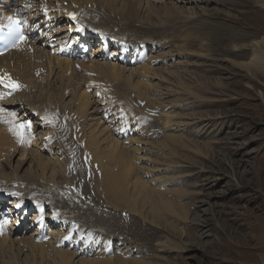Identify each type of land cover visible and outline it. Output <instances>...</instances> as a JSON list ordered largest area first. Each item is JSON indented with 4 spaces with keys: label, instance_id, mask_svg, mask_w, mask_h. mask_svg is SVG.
<instances>
[{
    "label": "rangeland",
    "instance_id": "obj_1",
    "mask_svg": "<svg viewBox=\"0 0 264 264\" xmlns=\"http://www.w3.org/2000/svg\"><path fill=\"white\" fill-rule=\"evenodd\" d=\"M171 1L167 0L166 2L169 3L160 2L158 4L153 2L151 5L155 11L148 10L143 13L141 12L139 0H128L123 4H119L117 0H91L93 5L97 6L94 11H91L92 13L90 12L86 16L90 22L86 24L89 28L101 29L105 34L114 35L120 39L125 38L126 41L130 40L128 44L131 51L135 44H145L149 46V53L142 56L144 55L143 51L142 55L138 56V64L125 65L127 68L138 70L135 76L130 79H125L122 76L114 77L112 70L107 66L94 64L91 69L86 68V65L90 64V54L84 58L83 62L74 63L70 71L63 72L61 65H54L49 81L44 74L37 76L31 73V71H46L45 63L42 64L43 66L37 62L27 65L28 68L23 69L26 72V79L18 80L26 88L21 89L16 96L10 95V91L6 95L0 94V131L3 133L2 138L4 140V143L0 141V161L3 162H1V166L4 170H9L8 165L15 166L17 163L18 154L12 159L5 155L7 150L14 147L13 145H15L16 151L13 152L15 154L22 148L31 150L34 147L29 143L30 138L33 139V144L44 140L46 137L54 141L53 153L40 151H43L42 153L48 155V157L50 154H56L55 152L58 150H61L60 152L64 154L65 157L62 156L64 157V169L67 170L64 173V184L61 188H63L64 194L71 196L74 202L64 199L66 196L63 193L64 197H59L56 200L61 203L70 202L69 212L75 207L77 209L73 213L74 215H85L86 220L88 219L85 220L88 224H86V228L87 226L88 228L84 227L82 229L84 233L86 232L85 234H89L90 237L101 238L100 243L97 244L92 242L83 244V241H80L76 245L79 247L78 249L83 247V249L92 252L84 255L85 258L90 256L91 260H100L102 256L103 258L109 257L110 263L106 258L104 261L108 264H124L121 259L123 257L130 260L126 264H264V71L256 69L255 63L257 61L248 57L251 53L249 49L247 53L242 54L240 52L246 51V48L243 49L246 46L244 43L250 44V42L258 41L264 37V6L261 7L262 4L260 3L263 0H222L220 4L212 2L207 7L202 2H198L201 3L199 6L210 10V13L194 17H191L192 15L187 14L183 9H174ZM174 2L176 1L174 0ZM105 7L107 8L105 9ZM99 9L100 11L102 9V12ZM178 13L182 15H178ZM177 15L181 18L183 16V20L180 17L176 20ZM122 17L128 20L123 29L129 31L125 32L126 35L124 33L122 35V24H118V19ZM223 25L233 26L234 30L237 31L238 36L228 40V42L234 40L235 49L240 50H236V53H240L239 56L232 55L226 50L231 47L234 48L233 43L228 44L223 40H220V43L216 39L223 31ZM238 31L242 32L238 33ZM221 37L226 38L223 34ZM94 38L98 39V37ZM93 41L94 48L97 49L95 40ZM99 42L100 40L97 42V46H99ZM187 42L190 45L189 49ZM236 44L238 45L236 46ZM40 46L44 48V51L53 49L44 46V44ZM259 49L264 51V44ZM53 56L56 55L52 53V58ZM158 56L159 59L161 58L159 63L151 65V68H154L156 72L153 70L151 72L158 77L162 75L164 78L163 81H159V79L148 77L152 79L153 84L155 83L149 90L151 97H155L151 94V90L154 92V89L159 85L168 84L172 89L181 92V94L175 93L168 98H164L166 100L161 106L164 108L161 112L160 107L153 108L144 99L145 96L141 97L138 94L140 89L148 91L143 83L139 86L132 84L136 80L146 79L143 75L149 68L146 70L145 66L152 63L150 61L158 58ZM168 58L174 59L175 65L166 68L164 61ZM144 59L146 60L143 61ZM243 62L248 64L241 65ZM175 69L180 73L173 72ZM168 70H172V73L168 72L167 74L166 71ZM181 81H184V85ZM184 86L188 87L185 88ZM96 89L107 98L120 101L122 106L127 109L126 113L129 112V115L133 114V117L136 115L141 116V123L149 129V132L147 136H143L144 138L140 135V141H154L155 143L152 142L153 145H156L154 149L164 150L161 152L162 156L159 151H151L152 149L150 151L136 150L138 161L136 160L137 164L135 163V172L138 170L136 174L142 180L147 181L149 193L144 191L147 197L144 192L140 195L129 194L125 200L122 199V194L119 192L117 196L115 193L117 192L116 187L113 190V187H111L113 185H109L102 171L106 168V162L100 163V158L98 160L96 158L97 161L95 160L97 153L93 151V145L90 144L92 140L84 135L82 122L94 123L96 121L95 119H89L97 115L94 111L97 103L93 101L95 98L93 93ZM82 90L87 94L83 99L84 95L80 94ZM7 95L10 96L6 97ZM87 97H90L89 101L86 102L88 113L81 112L78 114L76 112L78 102L85 101ZM21 106L25 109H21ZM25 110L27 112L32 110L33 116L29 113L26 114ZM163 111L168 113L172 119L184 122L178 125L177 129L162 130V117H160V114ZM13 113L14 115H12ZM130 118L129 116L128 119ZM25 120L28 122H25ZM41 121L44 122L42 127L38 125ZM28 123L31 127H27ZM21 124L26 125V127L21 129L19 127ZM131 124L133 128L135 124ZM126 130V127H122L123 132L121 129L118 131L126 133ZM139 132L138 130V134ZM17 133L21 135H17ZM135 136L136 138L139 137V135L137 137V134H134ZM171 137L172 140H170ZM142 142L138 145L141 147L144 145L143 147H145ZM86 143L90 146L91 151ZM126 156L127 153L126 155L122 153V158H126ZM159 156H161L160 158L165 156L164 160L160 159ZM111 159L114 161V157H109L106 164L110 163L113 166L114 163ZM150 159L151 161H149ZM91 160H94V162ZM166 160L170 166H167ZM155 162L159 164H155ZM178 162L182 164L180 165ZM99 163L102 165L101 168ZM27 166L28 164L24 166V169ZM157 176L161 178L156 179ZM151 180L153 181L152 184L150 183ZM207 183L209 185L212 183L211 189L214 193L212 199H209V194H205L209 192L205 186ZM142 196L144 199L152 201L154 205H162L160 207L162 209L161 216L150 213L143 208ZM8 198L11 199V196L9 195ZM137 199H139V203ZM201 199L211 202L209 204H213V206L210 207L206 203L201 206L200 210L197 209L195 205ZM7 202L3 203L7 205ZM47 202L49 203V201H46L41 207L46 208L48 206ZM181 203H183V206H181ZM57 206L61 207L62 204ZM204 209H208V212L203 213ZM167 210H177L176 212L179 214L181 221L178 218L175 220L170 218L166 214L170 211ZM196 215L202 218L207 217L211 222L210 235H203L205 236L203 241L206 244L203 250H194L187 246L189 243L200 241V238H197L199 232L196 228L198 226L196 225L195 228L193 227L194 224L190 222L192 218H197ZM26 226H29V228ZM26 226L22 229L20 227L15 229L14 231L19 230L16 235L24 238L38 227L37 225L34 226L33 223ZM46 232H48L47 229L44 230V233ZM46 237L47 234L42 240ZM73 238L74 235L71 239ZM125 240L128 245L132 243L130 246L134 247L135 251L131 252L130 255H125V253H122L121 248L119 250L117 248L122 246L121 241ZM165 240H168L166 242L169 247L167 244L165 246L169 251H160L158 243ZM194 244L198 246V243ZM5 247V244L0 246V262H5V264L33 263L28 246L15 244L13 246L14 258L9 247L7 249ZM96 248H98V252H93ZM71 249L74 250L75 248ZM101 250H104L103 253L100 252ZM110 255L113 256L110 258ZM114 256L116 257L114 258ZM16 259L17 261L14 262Z\"/></svg>",
    "mask_w": 264,
    "mask_h": 264
},
{
    "label": "bare ground",
    "instance_id": "obj_2",
    "mask_svg": "<svg viewBox=\"0 0 264 264\" xmlns=\"http://www.w3.org/2000/svg\"><path fill=\"white\" fill-rule=\"evenodd\" d=\"M117 1H118L119 4H123L124 2H126L128 0H117ZM166 1L167 0H139V4L141 5V12L146 13L148 10L149 11L150 10L155 11V9L151 5V3H153V2H155L157 4L160 3V2L169 3V2H166ZM175 1L176 2H174V0L171 1L172 2L171 5L173 6L174 9H176V10H182L183 9L187 14L192 15L191 17H194V16L206 15V14L210 13V10H207L206 8H204L202 6H199L201 3H198V2H202L204 5H206L205 7H207L212 2L220 4L222 0H175ZM260 3L262 4L261 7L264 6V0L262 2H260ZM177 4H180V5H177ZM27 6H29V7L27 8ZM96 6L93 5L91 0H14V1L13 0H0V20H2L4 23H8V24L11 23L12 20L16 16H19L22 19H23V17H26V18H28L30 20H33V17H34L35 20L33 21V23L34 22L37 23L39 21V18H40V21H42V23H44V21L47 18L50 19L49 24H51L52 22L55 21V27H52V28L51 27L45 28L42 25H41V28L39 26H36L37 37L38 38L34 42L31 41V39L26 41L25 45H28L27 48H23L21 50H13V51H10L8 53H5V54L1 55L0 56V74L2 76H7L9 78H11L13 76V80H15L14 82L17 84L16 81H18V80L20 81V80L26 79V72L23 71V69L26 68L27 65H29L30 63L34 64L35 62L39 63L40 65L45 63L46 71H44V70L43 71L40 70L38 72L31 71V73L33 75H37V76L40 75V74H44V75H46V78L49 81L50 80L49 79L50 78V74H52V72H53L54 65H56V64L61 65L62 66L61 67L62 71L65 72V71H70L74 63H76L78 61L83 62L84 58H86L90 53L89 54L84 53V54L76 55L75 50L73 49L68 54L72 58H67V57L59 56V55L53 56V58H52V53H53L54 50L59 48V46L58 47H56V46H57V44L60 45L61 39L69 37L70 35H72V33H70L71 32L70 28H71V30H73V27L69 26V23L72 20L76 19L75 18L76 14H78V13L80 14L79 20L80 21H84L85 22L84 26L89 28L86 24H88L90 22L88 21L86 16L88 14H90L91 11H94V8H96ZM106 8L107 7H105V9ZM99 11H100V9H99ZM100 12H102V9H101ZM44 13H46L45 16H44ZM93 13H95V12H93ZM96 14H98V13H96ZM104 14H106V13H104ZM107 14L109 15V13H107ZM168 15H169V13H168ZM178 15H182V14L178 13ZM178 15H177V17H178ZM111 16H113V15H111ZM96 17H95V19H96ZM179 17L176 18V20L179 19ZM182 18H183V16H182ZM182 18H181V20H183ZM189 18H188V20H189ZM89 19H91V18H89ZM115 19H116V17H115ZM184 20H186V19H184ZM232 20H233V18H232ZM118 22H119L118 24H122V32H121L122 35H124L125 32L126 33L129 32V31L123 30L124 29V25L128 23L127 19L122 17L121 19H118ZM184 22H182V23H184ZM189 22H187V24ZM91 24H92V22H91ZM114 24H116V23H114ZM118 24H116V25H118ZM188 25H190V24H188ZM100 27H102V26H100ZM190 28H191V26H190ZM111 29H113V28L111 27ZM114 29H115V26H114ZM34 31H35V29H34ZM59 31L61 32L60 34H58ZM185 31L189 32L190 30H185ZM84 32H85V34H88L86 29H84ZM240 32H242V31H238V33H240ZM236 33H237V31L234 30L233 26L223 25V31L217 36L216 39L219 42H220V40L228 42V40L234 39L235 36L236 37L238 36ZM222 34L226 38L221 37ZM118 35H119V32H118ZM242 36H241V38H242ZM51 37L54 38L53 43L55 44L54 48L52 49L53 51L52 50L44 51V48L42 46H40V45L44 44V46H49V39ZM100 38H102V36H98L97 40L95 38H93V40H95V45L98 48L97 49L94 48V50H92V53L90 54L91 58L89 60L90 64L86 65V68L91 69L94 66V64H97V65H100V66L109 67L112 70V73L115 75L114 77H116V78L122 76L125 79H130L131 77H134L135 74L138 72V70L135 69V68H127L125 65H133V64H135L136 63L135 60L139 59L138 57H137L138 59L135 58V60H134V57H132L127 64H121V63H117V62L110 61V60H104V59H112L113 55L116 52H117V54L119 56V59H121V61H122V59H128V56H127L128 53L132 52L131 49H130V46L128 44V41H130V40L127 39L128 41H126V40H124L125 38H123L122 39V44H123L122 48H116L117 43H113V45H115V47L112 48V51L110 50L109 53H104L102 51L104 49H106V46L104 44H102V43L98 44L99 46H97V42L100 40ZM238 39H240V38H238ZM236 40H237V38H236ZM243 40H244V38L242 39V41ZM86 41L87 40L85 39V36H84V41H81V43H85ZM250 41H252V40H250ZM188 43L189 42H187L188 49H189L190 45ZM230 43H233V47L234 48L231 47V48H228L226 50H228V52H230V54H232V55L234 54L236 56H239L240 53L239 54L236 53L237 49H235L236 47H235L234 40H233V42L231 40ZM230 43L228 42V44H230ZM263 44H264V37L262 39L260 38V40H258V41L250 42V44H247V43L245 44L244 43V45H246L245 47H243L244 45L242 44L243 49L246 48V51L237 50V51H240L242 54L243 53H247L250 50L249 52H251V53H250V55L248 57H250V59L254 58L257 61V63H255V65L257 66L256 69H258L260 71H264V51H261L259 49V47L262 46ZM237 45L238 44H236V46ZM20 46H22V43L20 44ZM76 48H77V45H75V49ZM159 53H160V51H159ZM159 56L156 59H152L150 61L152 63L147 64V65L145 64L146 65L145 66L146 70H148L147 68H149V70L144 72L145 74L143 75V76H145L147 81H146V79H142V80H139V81L136 80V82L134 81L132 84L134 86L135 85L139 86L141 83H143L144 87L146 89H148V91H144V89H140L138 94L141 95V97L145 96L146 98H144V99H146L147 102H149L150 106H152L153 108L154 107L155 108L160 107L161 109H159V110L161 112V110L163 108L161 106H162V104H164V102L166 100V99L164 100V98H168L170 95L175 94V93H180L181 94V92L179 90H177V89H172V87L169 86L168 84L164 85V86L159 85V86H157V88L154 89V92H152V90H151V94L155 95L154 98H152L153 96L151 97L149 90L155 84V83L154 84L152 83V79H159V81H163V78H164V77H162V75L160 77H158L157 75H155V74H153L151 72V70L156 72V70H154V68H151V65L159 63V61L161 59V58L159 59ZM155 57H157V56H155ZM168 59H166L164 61V65H166V68L167 67H171L170 65H172V66L175 65V60L174 59L173 60H171L172 58H168ZM170 63H172V64H170ZM251 63H254V62H251ZM243 64H248V63L247 62L241 63V65H243ZM75 69H77V68H75ZM162 70L164 71L165 69H162ZM109 71H107V72H109ZM157 71H158V68H157ZM161 71H159V72L161 73ZM168 72L172 73V70L166 71L167 74H168ZM173 72L178 73V74L180 73V72H178L177 69L173 70ZM7 73H9V74H7ZM78 76H79V73H78ZM148 77L152 78V79H149ZM174 78H176V77H174ZM181 78H182V76H181ZM36 79H38V78H36ZM91 80H92V78H91ZM134 80H135V78H134ZM156 83H157V81H156ZM173 83H175V82H173ZM160 84H161V82H160ZM183 85H184V83H183ZM183 85H182V89H183ZM102 86H104V85H102ZM184 87L186 88L188 86H184ZM25 88H26V86H22V89H25ZM9 91H10V88L4 87L3 84L0 85V94L1 95L9 94ZM185 91H187V90H185ZM46 94H48V93H46ZM80 94L82 96L84 95L82 97V99L85 98V95H87L85 93V91H83V90H82V92H80ZM135 94L137 95V93H135ZM93 95L95 96L93 101L95 103H97V106L94 109V111H95V113L97 115L94 118H89V119H95L96 121L94 123H89L88 121L87 122L83 121L82 122L83 127H84L83 128V132H84V135L86 137H89L90 140H92V143H90V144L93 145V147H92L93 151L97 153V156L95 157V160H96V158H97V160H98V158H100L101 159V161H99L100 163L101 162L102 163L103 162L107 163L108 162L107 160H109V157H112V158L114 157V161L111 159V161H113L114 165L112 166L110 163L109 164L105 163V167L106 168L102 170L103 173H104V176H106V178L108 180L107 182L109 183V185L110 184L113 185V186H111V187H113V190H114V187H116L115 188L116 191H117V192H115L116 195L118 196L119 193L122 194V199L123 200H125L129 194L140 195L144 191L147 192L148 191L147 190V186L148 185L146 183L147 181L142 180V178H140V176H138L136 174V172L138 170L135 172V170H136L135 163H136V160H137L136 150H149L150 151V149H152L151 151H156V152H158L160 150L159 148H158L159 150L154 149V148H156V145L155 144L153 145V143H152L154 141H152V142L144 141V140H143L144 142L140 141V135L142 136V138H144L143 136H147L148 135V132H149L148 130L149 129L147 127H145L141 123L142 122L141 116L136 115L135 117H133L132 116L133 114L129 115V112L126 113L127 109H125L122 106L120 101L118 102L117 100H114V99H111V98H107L100 91H97V89H96V91H94ZM139 95H138V97H139ZM28 97H29V95H28ZM89 98L90 97H87L85 99V101H79L78 102V105H77L78 107H77V110H76V112L78 114L81 113V112L88 113V111H87V107L88 106H87L86 102L89 101ZM161 99H162V101H160ZM181 99H182V97H181ZM20 108L22 109L24 107L21 106ZM101 112H103V114H101ZM14 113H15V110H14ZM25 113L26 114L27 113L32 114V116H33V111L32 110H30L29 112L26 111ZM99 114H101V115H99ZM8 115H10V114H8ZM129 116L131 117L130 119H128ZM20 117H21V115H20ZM80 117H81V115H80ZM160 117H162V130H164V131H166L168 129H177L178 125H181L184 122V121L172 119V117L170 115H168V113H166L164 111L162 112V114H160ZM158 119L160 120V118H158ZM77 121H79V120H77ZM25 122H28V121L25 120ZM70 123H72V122H70ZM130 123L135 124V126L132 128V124L130 125ZM38 125L42 127V126H44V122L41 121V122L38 123ZM122 127H126V129H127L126 133H120L118 131L119 129H121V131H122ZM138 130L140 131L139 134H138ZM43 131H45V130H43ZM131 131H135V132H131ZM36 132H38V131H36ZM2 134L3 133L0 131V141L4 143V140L2 138ZM134 134H137V137L139 135V137L138 138H136V136L134 137ZM32 136H33V134H32ZM166 136H167V134H166ZM46 138H44V140L46 139V141L41 140L39 142H35L34 144H33V139L30 138L29 139L30 145H34V147L31 150L26 149V148H22L21 150H18L15 154H13V152L16 151L15 148H14L15 145H13L14 146L13 148L7 150L5 155H6V157H8L10 159H12L13 157H16L17 154L19 155L18 158H17V163L15 164V166H13L11 164L8 165L9 170H4L3 166H1L2 165L1 164L2 161H0V192L5 191V192H8L10 194H13L12 200H9L7 202V205L5 203H3V202H0V205H1L0 215H4V216H0V220L4 219V223H5L4 227H3V233H0V243H1V245L5 244L6 245V247H5L6 249H7V247H9V250L11 251V254H13V258L15 257L14 256V249H13V246L15 244H19V246H20V244H22V245L24 244L25 246H28L29 250L31 251V253H29V254L32 255V258H31L33 260V263L31 262L32 264H44V263H47V264H105L107 262L104 263V261L109 258L108 256H107L108 258H106V257L103 258V256H102V257H100V260H91L90 256L88 258H85L84 255L90 254L92 252H90L89 250L83 249V247L81 249H78L79 247L76 246V245H78V243H80V241H83V244L84 243H88V242H92L93 244H97V243H100L101 238L100 237H90L89 234H85L86 232L84 233V231L82 229L84 227L86 228V224H87L85 222L86 217H84L85 215H81V214L79 216L78 215H74L73 213H75V210L77 208L73 207L72 211L71 210H70V212L68 211L69 210L68 208L71 205L70 202L72 201V198H71V196L65 195L64 191H62L63 188H61V187H63L62 184H64V173L67 170V169L66 170L64 169L65 165H64L63 159H64L65 156H64L63 153L60 152L61 150H58L57 152H55L56 154H53V155L50 154L49 157H48V155H44L42 153L43 151H50V153H53V148L55 146L53 140L48 139V137H46ZM170 140H172V137L170 138ZM1 142H0V144H1ZM141 142L143 144H145V147H143L144 145L142 147L138 145L139 143L141 144ZM171 142H173V141H171ZM174 143L176 144V142H174ZM163 144H166V143H163ZM85 147H87V146H85ZM161 147H164V146H161ZM170 148H172V147H170ZM170 148H168V149H170ZM89 149H90V146H89ZM130 149L131 150L133 149V151H131ZM40 150H43V151L41 152ZM90 151H91V149H90ZM162 151H164V150H162ZM162 151H159V152L161 153ZM169 151H171V150H169ZM165 152H167V151H165ZM122 153L123 154L125 153V155L127 153L126 158L125 157L122 158ZM62 156H64V157H62ZM161 156H162V153H161ZM161 156H159V158ZM92 157H94V156H92ZM169 157H170V155H169ZM163 158H160V159L164 160ZM3 159H4V156H3ZM91 161L94 162V160H91ZM149 161H151V159ZM165 162H167V160ZM69 163H68V165H69ZM100 163H99V165H100L99 167L101 168L102 165ZM156 163L159 164L158 162H155V164ZM167 163H166V165H167ZM178 163L180 164V162H178ZM26 164H28V166L24 169V166ZM155 164H153V165H155ZM170 164H172V163H170ZM183 165H185V164H183ZM167 166H170L169 163H168ZM97 168H98V163H97ZM144 168L145 167L143 165V169ZM156 169H157V167H156ZM159 169H160V167H159ZM162 177H164V176H162ZM153 178H154V176H153ZM153 178H151V179L155 181V179H153ZM155 178L156 179H160L161 177L159 178L157 176ZM152 180L150 181V183L153 182ZM65 182H67V181H65ZM208 183L205 184V186L207 187L206 189H208L209 192H206L205 194H209L208 195L209 199H212V197L214 195V193L212 192V189H211L212 183H211V185H209ZM99 184H100V182H99ZM160 185H161V183L159 184V186ZM146 192H144V194ZM62 193L66 197H64ZM148 193H149V191H148ZM144 194H143V196L146 195V194L145 195ZM156 194H155V196H156ZM62 196L64 197V199L66 198V200H68L70 202L69 203H61V202L56 200L59 197L62 198ZM148 196H150V195H148ZM146 197H147V195H146ZM155 198H153V199L155 200ZM162 198H163V195H162ZM30 199L32 200V202H36V203L40 204V206L38 208H36L37 210H35V212L33 214L34 215L33 216V220H35V222H37V226L38 227L36 228V230H33L32 232H30L29 236L27 235L28 237L26 236V237L23 238V237H20L19 235H16L17 231L19 232V230L14 231L15 229H18V227L16 225H18L20 223L18 218L21 217L19 211L15 207H16L17 203H19L21 201H24V200H30ZM142 199H143V203H142L143 204V208L148 210L150 213H153V214L155 213V214H158V215L161 216L162 209L160 207L162 205L161 206L154 205V204H152V201H150V200L148 201L147 199H144V197ZM138 200L139 199H137V202H138ZM46 201H49V203H47L48 206L46 208L45 207L42 208L41 206ZM72 202H74V201H72ZM147 202H149L151 204H149ZM206 203L209 204L211 202L206 201L204 199H201V200L197 201V204L195 205V207H197V209L199 208V210H200L201 206H203ZM58 204H62V206L58 207L57 206ZM178 205H180V204L178 203ZM184 205H186V204H184ZM181 206H183V203H181ZM212 206H213V204L210 205V207H212ZM128 207H130V206H128ZM138 207H137V209H138ZM132 208H131V211H132ZM26 209L27 208H25V210ZM134 209H135V206H134ZM173 209H174V206H173ZM138 211H140V210H138ZM167 211H170V210H167ZM173 211L176 212L177 210H173ZM173 211H170V212H168L166 214H168L169 217L174 219V220L176 218H178L179 221H181L180 218H179V214L177 212L174 213ZM207 212H208V209H204L203 210V213H207ZM143 213H144V211H143ZM147 214H148V212H147ZM176 216H178V217H176ZM182 218L184 219L183 216H182ZM185 218H187V217H185ZM194 218H192V221L190 220V222H192V224H194L193 227L196 228L198 226V228H196L197 232H199L197 238H200V241H195L193 243H189V244H187V246L190 247V249L203 250V247L206 245L205 242L203 241V237L210 235L209 231H210L211 222H210L209 218H207V217L202 218L199 215L197 216V218H195V219ZM12 224H13V226H12ZM67 224H69V226H67ZM70 224H71V226H70ZM15 226H16V228H14ZM174 226H176V225H174ZM26 227L29 228V226H26ZM67 227H69V228H67ZM93 227H95V226H93ZM87 228H88V226H87ZM46 229L48 231L47 232V237L44 238V240H40V238L42 237V236H40L41 233H44V230H46ZM23 230H22V232H23ZM99 231H101V230H99ZM73 235H74V238L71 239V237ZM203 235H205V236H203ZM68 239H71V240H68ZM168 240L160 241L158 243L160 251H169L166 248V246H165V244H167L166 241H168ZM194 243H198V246L196 244H194ZM121 245L122 246H119V247L116 246V247L118 248V250H119V248H121L123 250V252L122 251L121 252L125 253V255H130L131 252L135 251L134 247H131L130 245H128L126 240L125 241H121ZM168 245L169 244H167V246ZM173 245H175V244H173ZM71 248H75V249L72 250ZM97 249L98 248L93 250V252L94 251L98 252ZM108 249H109V247H108ZM186 249H187V247L185 248V250ZM103 251L104 250H101L100 252L103 253ZM111 256H113V255H110V258H111ZM116 256H117V254H116ZM116 256H114V258ZM118 257H119V253H118ZM121 257H122V255H121ZM97 258H99V257H97ZM120 258H119V260L121 261V259H122V262H124V264L130 262V260L128 258H124V257L121 258V259ZM26 259H28V258H26ZM102 259H104V260H102ZM119 260H118V262H119ZM16 261H17V259L14 262H16ZM107 261H109V259ZM114 261H117V260H114ZM0 263L1 264H5V262H0ZM108 263H110V261ZM16 264H20V263L16 262Z\"/></svg>",
    "mask_w": 264,
    "mask_h": 264
},
{
    "label": "clouds",
    "instance_id": "obj_3",
    "mask_svg": "<svg viewBox=\"0 0 264 264\" xmlns=\"http://www.w3.org/2000/svg\"><path fill=\"white\" fill-rule=\"evenodd\" d=\"M107 35V34H106ZM117 39H119L118 37H116ZM123 45V44H122ZM138 45L139 44H135L134 45V48H133V50H132V52L131 53H128V59H122V61H121V59H119V56L117 55V56H113L112 57V59H104V60H110V61H114V62H117V63H121V64H127L128 62H129V60L132 58V57H134V54H135V52L137 51V49H138ZM111 47H109V48H113V45H110ZM108 48V43H107V45H106V49ZM147 51H146V53H149V46H147ZM105 49V53H107V50ZM146 53H145V55H146ZM141 56L142 54L141 53H139L138 54V56ZM137 56V57H138ZM139 56V57H140ZM136 57V58H137ZM138 57V58H139ZM137 58V59H138ZM134 60H135V58H134ZM139 60V59H138ZM138 60H135V62H136V64H138L139 62H137ZM146 59H144L143 61H145ZM48 203V202H47ZM16 208V207H15ZM17 210L19 211V213L22 211V207H20V208H17ZM25 210V209H24ZM28 210V208L26 209V211ZM35 210V208L34 207H30V212L31 213H28L27 215H26V213L23 215V214H21L20 213V216L21 217H19V221H20V223L19 224H21V225H17V227H20V229H22V228H24L26 225H30V224H32L33 223V225L34 226H36L37 225V223H35L34 221L35 220H33V212H35L34 211ZM33 220V221H32Z\"/></svg>",
    "mask_w": 264,
    "mask_h": 264
},
{
    "label": "snow or ice",
    "instance_id": "obj_4",
    "mask_svg": "<svg viewBox=\"0 0 264 264\" xmlns=\"http://www.w3.org/2000/svg\"><path fill=\"white\" fill-rule=\"evenodd\" d=\"M73 18H74V17H73ZM11 23H12V24H16V23H18V22H16V21H12ZM19 39H20V40H23L24 37H23V36H20ZM0 84H3L4 87H6V88H11L13 91H15V90L19 87L18 84H16L14 81H11V79H10V78H7V77L0 78ZM13 115H14V113H13ZM19 127H20L21 129H23L24 127H26V125L21 124ZM27 127H31V125L29 124V125H27ZM17 135H21V134H20V133H17ZM22 142H23V141H22Z\"/></svg>",
    "mask_w": 264,
    "mask_h": 264
}]
</instances>
